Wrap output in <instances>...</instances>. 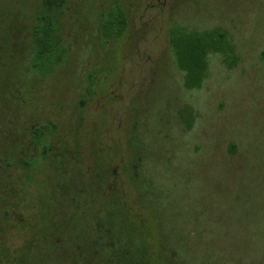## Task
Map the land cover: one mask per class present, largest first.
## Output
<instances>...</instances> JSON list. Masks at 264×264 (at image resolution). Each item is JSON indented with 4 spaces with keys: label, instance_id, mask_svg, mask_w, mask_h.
<instances>
[{
    "label": "rangeland",
    "instance_id": "374dc122",
    "mask_svg": "<svg viewBox=\"0 0 264 264\" xmlns=\"http://www.w3.org/2000/svg\"><path fill=\"white\" fill-rule=\"evenodd\" d=\"M115 3L129 25L107 41ZM39 4L0 0V264L34 257L78 200L104 212L121 194L116 217L161 264H264V0H68L49 75L28 69ZM173 23L225 29L237 62L210 54L186 89Z\"/></svg>",
    "mask_w": 264,
    "mask_h": 264
},
{
    "label": "trees",
    "instance_id": "16d2710c",
    "mask_svg": "<svg viewBox=\"0 0 264 264\" xmlns=\"http://www.w3.org/2000/svg\"><path fill=\"white\" fill-rule=\"evenodd\" d=\"M67 2L68 0H40L39 7L33 13L28 61L30 72L49 75L66 60L69 48L61 31ZM128 25V12L119 3L99 13V28L107 41L123 36ZM168 42L176 66L183 73V85L186 89L201 86L207 75L210 54L222 55L223 62L228 67L237 62L234 46L223 28L198 30L173 23L168 32ZM40 131L39 128L34 129L38 135ZM139 161L140 158L137 163L132 164V180L138 174ZM121 197L122 194L119 197L112 195V206L103 202L102 205L106 208L104 212L92 211L91 200L84 204L78 200V208L73 216L70 214V217L61 219L62 224L53 223L46 228L51 231V235H55L54 238L51 237L42 250H34V257L29 256L32 251L19 255L16 263L28 264L27 259L30 258L29 264H55L57 261L63 264H95L96 261L98 264L102 256L108 263L114 260L112 264L165 263L163 252L152 251L148 248L145 237L127 230V217H116L115 211L122 206ZM112 207L117 209L114 211ZM177 253L174 252V256L179 257Z\"/></svg>",
    "mask_w": 264,
    "mask_h": 264
}]
</instances>
